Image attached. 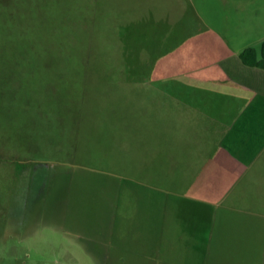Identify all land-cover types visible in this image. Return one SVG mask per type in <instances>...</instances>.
I'll return each mask as SVG.
<instances>
[{"label":"rangeland","instance_id":"374dc122","mask_svg":"<svg viewBox=\"0 0 264 264\" xmlns=\"http://www.w3.org/2000/svg\"><path fill=\"white\" fill-rule=\"evenodd\" d=\"M263 41L264 0H0V264H261L218 141Z\"/></svg>","mask_w":264,"mask_h":264},{"label":"crops","instance_id":"0c3cea01","mask_svg":"<svg viewBox=\"0 0 264 264\" xmlns=\"http://www.w3.org/2000/svg\"><path fill=\"white\" fill-rule=\"evenodd\" d=\"M239 55H237V61L241 68L262 77L261 81L253 86L264 87V71L244 66ZM239 86L246 90L252 88L247 85ZM218 145L232 159L233 164L225 166V168L236 175V178L241 177L246 170L257 164L264 154V96L255 97L245 109L243 108L231 128L226 132L224 131ZM241 243L243 242H239V247L243 245ZM261 264H264V261Z\"/></svg>","mask_w":264,"mask_h":264},{"label":"trees","instance_id":"16d2710c","mask_svg":"<svg viewBox=\"0 0 264 264\" xmlns=\"http://www.w3.org/2000/svg\"><path fill=\"white\" fill-rule=\"evenodd\" d=\"M239 59L241 60L242 64L244 66L248 67V68H255V69H259V70L264 71V41L261 43V46H260L259 49L255 48V47H247V48H245L240 53ZM8 148H9V145H5V150L2 149L1 146H0V153L2 151L10 152V151L6 150ZM22 149L25 150L26 147H24ZM33 149H34V147H33ZM20 150L21 149H17V151H20ZM17 151H13V152H17ZM18 159L20 160V162H17L16 166H18L19 170L21 171L22 167L25 165L21 161H25L26 162L28 157H24V158H20L19 157ZM18 159H16V160H18ZM32 159H37V158L33 157ZM9 160L11 161L13 159H9ZM53 160H56V159H53ZM5 161L8 162V157H7V159Z\"/></svg>","mask_w":264,"mask_h":264}]
</instances>
